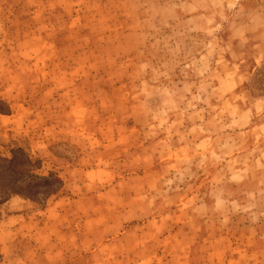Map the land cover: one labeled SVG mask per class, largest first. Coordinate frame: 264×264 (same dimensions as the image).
<instances>
[{
    "label": "rangeland",
    "instance_id": "rangeland-1",
    "mask_svg": "<svg viewBox=\"0 0 264 264\" xmlns=\"http://www.w3.org/2000/svg\"><path fill=\"white\" fill-rule=\"evenodd\" d=\"M13 3L0 0V225L22 213L32 226L41 223V212L54 198L47 200L49 192L70 193L55 170L73 165L76 152L70 143H51L44 151L31 152L29 139L41 135L44 126H26L32 109L28 106L40 110L42 99L26 95L19 101L23 109L1 99L11 70L7 58H14V42L21 37L17 19L6 8ZM96 4L86 32L92 38L89 58L97 60L98 74L85 84L99 88L105 80L112 91L94 95L102 102L111 100L94 115L118 117L130 125L136 121L139 130L132 135H139V142L128 148L156 143L163 150L158 167L173 164L167 165L169 179L159 175V189L154 190L158 199L142 212V220L129 225H138L142 232L152 229L145 238L153 242L141 248L143 256L154 247L181 250L190 243L200 256L206 244L200 228L209 233L226 230L230 220L234 231L264 213V0H89V6ZM49 17L61 26L59 14ZM189 166L193 169L186 175ZM235 169L243 179L239 183L229 181ZM214 173L223 198L212 204L208 180ZM113 177L117 179L105 171L91 175L103 183ZM259 229L264 232V225ZM162 255L153 264L165 262L166 253ZM6 257L0 253V264H19L17 255Z\"/></svg>",
    "mask_w": 264,
    "mask_h": 264
},
{
    "label": "crops",
    "instance_id": "crops-1",
    "mask_svg": "<svg viewBox=\"0 0 264 264\" xmlns=\"http://www.w3.org/2000/svg\"><path fill=\"white\" fill-rule=\"evenodd\" d=\"M12 1L6 8L17 19L14 24L20 25L21 37L14 42V58H7L11 70L4 78L5 96L1 99L17 106L26 95H38L42 107L38 110L28 106L32 109L25 124L44 127L41 135L30 137L31 152L44 151L51 143H70L76 158L70 167H56L63 189L70 193L63 192L49 202L40 214L43 222L37 220L31 226L22 213L2 221L0 253L6 258L17 255L19 264H46L43 259L58 260V264H153L163 252L166 256L162 264H264V232L259 229L264 225L263 212L256 221L249 218L234 231L230 220L226 230L209 233L200 228L206 243L200 256V250L192 243L181 250L170 245L163 249L154 247L149 255H142L141 248L153 242V238H145L152 229L142 232L138 225L129 223L142 220V212H147L158 199L154 190L159 189V175L163 173L169 179L171 173L166 169L172 163L158 167L163 150L156 143L144 146L140 142L128 148L131 142H139V135H132L139 130L136 121L130 125L118 117L94 115L111 101L108 98L102 102L97 96H109L112 91L105 80L99 88L85 84L89 76L98 74L97 60L89 58L92 38L86 31L89 14L96 13L99 5L89 6V0ZM105 7L102 4L103 11ZM53 13L59 14L61 26L52 24L49 15ZM64 17L69 18L65 21ZM51 31L55 35L49 36ZM66 32L73 35L60 36ZM104 77L103 73L100 79ZM18 106L23 109L22 104ZM79 142L84 146L79 147ZM192 169L186 167L185 174ZM102 171L117 175V179L113 177L106 183L91 179V175ZM238 173L237 169L232 171L229 181L241 182ZM215 180L214 173L208 180L214 194L212 204L218 203L216 197L223 198ZM146 188L150 189L149 197L143 199ZM195 199L199 201L197 196ZM153 220L151 215L147 218L151 227ZM248 236L253 237V242L249 243ZM180 257L183 260L177 261Z\"/></svg>",
    "mask_w": 264,
    "mask_h": 264
},
{
    "label": "trees",
    "instance_id": "trees-1",
    "mask_svg": "<svg viewBox=\"0 0 264 264\" xmlns=\"http://www.w3.org/2000/svg\"><path fill=\"white\" fill-rule=\"evenodd\" d=\"M48 177H50V178L56 177V180L59 179V178H57V176H55V174H50ZM47 180H48V179H47ZM49 180H50V179H49ZM58 181L61 183V180H58ZM57 194H58V190H55V191L49 192V193L47 194V200H48L49 198L56 197Z\"/></svg>",
    "mask_w": 264,
    "mask_h": 264
}]
</instances>
